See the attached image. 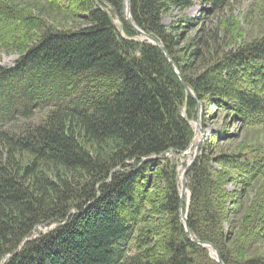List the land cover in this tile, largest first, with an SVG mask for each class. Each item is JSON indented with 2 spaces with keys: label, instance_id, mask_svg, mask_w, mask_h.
I'll return each mask as SVG.
<instances>
[{
  "label": "trees",
  "instance_id": "obj_1",
  "mask_svg": "<svg viewBox=\"0 0 264 264\" xmlns=\"http://www.w3.org/2000/svg\"><path fill=\"white\" fill-rule=\"evenodd\" d=\"M34 1L0 0V50L18 52L0 64V264H220L190 233L223 264H264L261 142L218 149L237 134L212 131L180 205L200 107L203 128L264 126V34L233 37L235 0H129L181 79L124 0Z\"/></svg>",
  "mask_w": 264,
  "mask_h": 264
},
{
  "label": "rangeland",
  "instance_id": "obj_2",
  "mask_svg": "<svg viewBox=\"0 0 264 264\" xmlns=\"http://www.w3.org/2000/svg\"><path fill=\"white\" fill-rule=\"evenodd\" d=\"M7 2H17L19 4H22L23 6L27 7L29 6L32 10V12L37 14V11L42 10L40 2L34 1V0H6ZM233 8H226L223 10L220 14L221 20L224 21V19H227V22L232 23L230 25V30L233 34V37L235 39H238V41L244 40L248 41L252 38L258 37L260 35L264 34V0H235ZM206 7V6H205ZM204 9V6H194L190 8L188 11L185 12V14L189 17H196L199 15L200 11ZM47 13V12H46ZM176 11L171 10V12L166 15L163 19L164 24H169L173 22L176 19ZM47 19V18H46ZM18 58V52H11L7 49L0 50V64L5 67L13 66L15 60ZM44 114V111H36L32 117V121L38 122L42 115ZM221 119L213 120L214 123L211 124V122L205 123V128L203 129V132L205 134V137L208 136L212 131L216 130L222 134V127H226V130L228 133L237 134V139L231 140L228 142H225L224 144H219V148H222V146H227L228 143H238L239 145L245 146V145H251L257 141V143H260L261 145H264V126H257L250 129L240 130L239 127L235 129V124H231L226 126L225 124H221ZM227 123V121L225 122ZM16 124V122H15ZM195 122L193 121V126ZM200 138V133H196V137L192 140L191 147L189 150H187L186 153L180 154L176 158L179 159L178 165V173L179 176H181L184 166L190 162L192 156H193V149L198 142ZM259 145V144H258ZM180 183V181H179ZM232 220V218H231ZM226 225V224H225ZM54 226V225H53ZM47 228L46 226H39L37 229L38 232L45 231ZM261 245L262 248H264V239L260 240L258 243V247Z\"/></svg>",
  "mask_w": 264,
  "mask_h": 264
},
{
  "label": "water",
  "instance_id": "obj_3",
  "mask_svg": "<svg viewBox=\"0 0 264 264\" xmlns=\"http://www.w3.org/2000/svg\"><path fill=\"white\" fill-rule=\"evenodd\" d=\"M123 5H124L123 20L125 21V23L129 27H131L139 37H141L142 39L147 40L148 42L153 43L154 45L158 46L164 52V54H165L166 58L168 59L172 69L176 72L178 77L181 79L178 71L176 70V68L173 65V62L171 61V59L169 58L167 53H165L161 43H159L154 37H152V36H150L148 34H145L143 31H141L140 29H138L137 27H135L133 25V23L131 21V15H130V2H129V0H124ZM181 82H182V85L184 86V88L186 89V91L189 94L192 95V93L189 90V88L187 87V85L182 80H181ZM196 131H198L200 133V139L198 140L197 144L195 145L193 159L186 165V167L184 168L183 173L181 175V178H180V184H181V187H180V205L182 203V196L187 191V180H186L187 171L189 170V167L191 166V164L194 162L196 156L198 155V153H199V145H200L201 141L204 139V136H205V134L203 132V129H202L201 125H200V108H199V112H198V115H197V120L195 122V132ZM179 215H180L181 221H182L186 231L189 234V229L187 228V225H186L187 224V216L182 214L181 208L179 209ZM189 239L192 240L196 244L203 245L207 249H209V247L213 248L216 260L220 264H223L222 261H221V258L219 256L218 251L211 244L203 243L200 240L193 239L191 236H189Z\"/></svg>",
  "mask_w": 264,
  "mask_h": 264
},
{
  "label": "bare ground",
  "instance_id": "obj_4",
  "mask_svg": "<svg viewBox=\"0 0 264 264\" xmlns=\"http://www.w3.org/2000/svg\"><path fill=\"white\" fill-rule=\"evenodd\" d=\"M175 68H176V67H175ZM200 108H201V107H200ZM187 172H188V171H187ZM190 235H191V233H190ZM190 235H189V236H190ZM211 252H212V254H213V250H212V249H211Z\"/></svg>",
  "mask_w": 264,
  "mask_h": 264
}]
</instances>
